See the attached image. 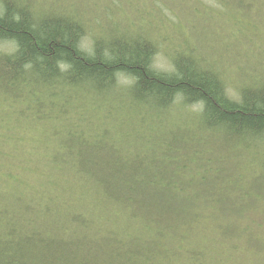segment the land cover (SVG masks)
Returning <instances> with one entry per match:
<instances>
[{"label": "trees", "instance_id": "trees-1", "mask_svg": "<svg viewBox=\"0 0 264 264\" xmlns=\"http://www.w3.org/2000/svg\"><path fill=\"white\" fill-rule=\"evenodd\" d=\"M108 1L0 0V264H264V74L163 30L264 0Z\"/></svg>", "mask_w": 264, "mask_h": 264}, {"label": "rangeland", "instance_id": "rangeland-1", "mask_svg": "<svg viewBox=\"0 0 264 264\" xmlns=\"http://www.w3.org/2000/svg\"><path fill=\"white\" fill-rule=\"evenodd\" d=\"M105 3L109 4V1L105 0ZM141 3L148 5L146 0H141ZM143 13L140 11L135 12L134 16L139 19ZM209 13H212V10ZM144 14L149 16L148 13ZM242 20L245 25L242 32L237 31L236 20L233 21L227 14L217 15V13H214L210 20L206 17L199 19L187 17L183 20L179 18L177 20L179 22L164 25L163 30L172 35L173 38L172 36L171 38L178 42H183L187 38L195 42H201L205 37L207 45L212 44L217 48V56L221 60L222 66L228 68L231 75H235L237 71H240L238 68L245 71L253 69L264 71V22L260 25L263 27L262 31L259 30L255 34V31L251 28L254 20L252 18H243ZM257 39L259 42L254 45V41H257ZM258 61L261 63L259 64ZM156 62L160 68H165L168 65V60L164 54L159 56ZM218 152L219 150L212 157H216ZM246 264H248V261H246Z\"/></svg>", "mask_w": 264, "mask_h": 264}, {"label": "bare ground", "instance_id": "bare-ground-1", "mask_svg": "<svg viewBox=\"0 0 264 264\" xmlns=\"http://www.w3.org/2000/svg\"><path fill=\"white\" fill-rule=\"evenodd\" d=\"M213 12V11H212ZM214 13H216V12H214ZM214 13H212V14H214ZM218 15V14H217ZM258 63L260 64L261 62L260 61H258ZM249 73H252V74H257V73H259V72H261V73H263L264 74V71H262L261 69H253V70H247ZM250 71H253V72H250Z\"/></svg>", "mask_w": 264, "mask_h": 264}]
</instances>
